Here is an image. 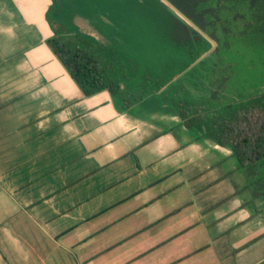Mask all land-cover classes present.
Wrapping results in <instances>:
<instances>
[{
    "label": "crops",
    "instance_id": "obj_1",
    "mask_svg": "<svg viewBox=\"0 0 264 264\" xmlns=\"http://www.w3.org/2000/svg\"><path fill=\"white\" fill-rule=\"evenodd\" d=\"M52 1L0 0V264H264V158L240 168L172 77L84 95L47 44Z\"/></svg>",
    "mask_w": 264,
    "mask_h": 264
},
{
    "label": "rangeland",
    "instance_id": "obj_2",
    "mask_svg": "<svg viewBox=\"0 0 264 264\" xmlns=\"http://www.w3.org/2000/svg\"><path fill=\"white\" fill-rule=\"evenodd\" d=\"M138 1L89 0L79 5L77 0H56L58 16L65 17L69 25L60 23L55 11L50 13L49 19H52L58 37L66 35L70 38L77 31L87 35L90 44L98 48L97 53L117 62L126 76L138 83L139 91H150L157 83L162 85L172 77L169 90L176 94L171 95V104L211 105L215 108L219 97L224 102L229 101L228 96L224 98L220 94L219 87L225 88L223 93L234 95V104L239 99L264 92L262 39L251 33L241 36L233 33L228 36V46L218 50L221 59L218 55H210L214 47L196 61L210 47L192 62L195 51L184 48L183 42L176 37L173 18L153 0H145V7L134 6L139 4ZM115 2L123 5L116 6ZM90 30L96 33L92 35ZM217 61L221 64L215 66ZM223 66H226L225 78L223 73L217 72V68ZM209 89L216 90L217 96H211ZM191 93H200L198 99H193ZM176 98L179 103L174 101Z\"/></svg>",
    "mask_w": 264,
    "mask_h": 264
},
{
    "label": "trees",
    "instance_id": "obj_3",
    "mask_svg": "<svg viewBox=\"0 0 264 264\" xmlns=\"http://www.w3.org/2000/svg\"><path fill=\"white\" fill-rule=\"evenodd\" d=\"M77 1L81 5V2L87 3L89 0ZM153 1L173 18L174 23H176V37L183 42L182 46L188 48L190 52L195 51L192 62L211 47L210 42L204 36L182 21L159 0ZM170 1L215 40L216 46L210 55H218L220 48L224 49L225 46H228L230 41L228 36L233 33L239 36L251 33L264 41V0ZM138 2L139 4L132 5L145 7V0ZM55 4L57 2L53 0L48 12L49 17L50 13L55 11L57 20L68 27L69 23L66 18L58 16ZM115 5L122 6L123 3L115 2ZM56 33L57 30L47 39V44L84 95H91L102 89H108L113 95H119L125 104H129L141 99L145 93L149 92L148 90H137L138 83H135L133 79L129 81L130 78L126 76L123 68L121 69L117 62L114 63L110 57H105L104 54H98V48L90 44L87 35H82L77 31L68 38L66 35L58 37ZM105 58L106 63L104 64ZM217 63L221 64L217 61L215 66ZM225 68L226 66L217 68L219 74L223 73V78L226 77ZM162 85L157 83L153 90H158ZM224 89L219 87L220 92ZM223 97L225 98V96ZM177 99L174 101L179 103L180 101L178 102ZM215 108L217 109L214 110L213 117L206 115L205 118L208 121L212 119L214 126L211 125V128L218 140L232 148L240 168L247 172H254L259 162L264 158V92L239 99L234 106L224 102L219 97ZM190 113L192 114L193 111ZM197 120V117H189L186 124L191 125Z\"/></svg>",
    "mask_w": 264,
    "mask_h": 264
},
{
    "label": "water",
    "instance_id": "obj_4",
    "mask_svg": "<svg viewBox=\"0 0 264 264\" xmlns=\"http://www.w3.org/2000/svg\"><path fill=\"white\" fill-rule=\"evenodd\" d=\"M163 5H165L169 10H171L174 14H176L182 21H184L186 24L194 28L196 31H198L202 36H204L208 41L211 42L212 48L216 46L215 40H213L203 29H201L191 18H189L184 12H182L176 5H174L170 0H159ZM204 52L202 55H200L196 61L202 59L205 57L211 49ZM195 61V62H196Z\"/></svg>",
    "mask_w": 264,
    "mask_h": 264
},
{
    "label": "flooded vegetation",
    "instance_id": "obj_5",
    "mask_svg": "<svg viewBox=\"0 0 264 264\" xmlns=\"http://www.w3.org/2000/svg\"><path fill=\"white\" fill-rule=\"evenodd\" d=\"M77 15H78V14H77ZM193 29H194V28H193ZM197 32H198V31H197ZM211 48H212V44H211ZM213 48H214V47H213ZM213 48H212V49H213Z\"/></svg>",
    "mask_w": 264,
    "mask_h": 264
}]
</instances>
